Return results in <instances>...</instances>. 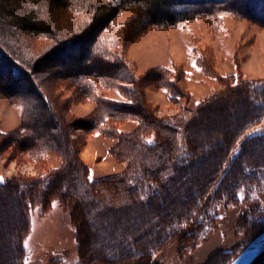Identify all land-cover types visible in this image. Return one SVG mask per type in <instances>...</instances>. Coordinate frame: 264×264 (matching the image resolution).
Returning a JSON list of instances; mask_svg holds the SVG:
<instances>
[{
	"label": "trees",
	"instance_id": "obj_1",
	"mask_svg": "<svg viewBox=\"0 0 264 264\" xmlns=\"http://www.w3.org/2000/svg\"><path fill=\"white\" fill-rule=\"evenodd\" d=\"M73 1L49 0L54 10H65ZM101 1L103 7L95 8L93 14L80 12L82 25L64 34L62 28L46 27L32 16H17L18 8L25 3L38 4L39 0H11L10 8L0 0L1 21L14 19L23 33L56 36L54 44L40 56L25 57L19 47L8 48L2 42L5 26L0 21V92L11 101L21 96L30 101L22 102L19 130H0V146L26 150L25 144L32 143L39 148L38 159H47L52 153L62 158V164L51 169L44 180L13 178L0 182V234L6 236L0 242V264H19L29 228L31 199L45 185L44 210L56 200L71 210L79 252L86 263L95 255L97 264H152L154 252L175 241L182 247L200 241L207 229L216 226L214 208L225 198L237 203L240 189L264 172V134L245 135L264 119V81H226L229 93L199 103L191 117L157 123L136 84L156 83L152 76L161 70L142 78L133 75L135 64L127 59L125 43L121 42L124 38L127 41L128 33L120 35L118 29L111 28L125 10L140 15L138 21L131 22L140 33L181 26L201 16L220 20L231 15L264 27V0ZM54 65L59 74L69 75L67 80L95 101L98 109L104 106V114L92 118L89 124L95 123L93 132L118 138L119 153L115 156L136 149L132 170L90 180V168L71 146L58 106L38 76L44 73L41 67ZM167 83L164 88L173 99L170 84L174 81ZM113 87L126 102L107 98ZM228 100L233 102V115L227 111ZM127 115L141 117L135 132L126 134L109 124L113 118ZM152 132L156 141L149 144L146 139ZM120 193L123 203L118 198ZM243 220L242 227L255 234L251 239L264 232V222L251 225L249 216ZM95 236H99L97 244ZM232 254H218L210 264H229L227 259ZM252 264H264V253Z\"/></svg>",
	"mask_w": 264,
	"mask_h": 264
},
{
	"label": "rangeland",
	"instance_id": "obj_2",
	"mask_svg": "<svg viewBox=\"0 0 264 264\" xmlns=\"http://www.w3.org/2000/svg\"><path fill=\"white\" fill-rule=\"evenodd\" d=\"M4 1L10 8L11 0ZM102 5L101 0H76L65 10H54L49 0H39L38 4L25 3L22 8H18L17 16H32L46 27L52 26L57 30L62 28V32L66 34L82 25L84 17L81 13L93 14ZM95 8L97 10L93 11ZM133 19L138 21L140 15L133 10H125L114 19L111 28L118 29L120 35L128 33L127 41L124 38L121 42L125 43L127 59L135 64L131 70L133 75L142 78L153 70H161L152 76L156 83L136 84L139 92L143 93L148 111L157 123L165 124L185 116L191 117L192 110L199 103L229 93L230 86L226 81H264V27L250 20L231 15H225L220 20L201 16L181 26L150 29L140 33L138 27L132 26ZM1 25L5 26L2 42L6 46L19 47L25 57L40 56L56 39L54 34L49 35V38L23 33L14 19L1 21ZM49 67H41L40 70L44 73H39L38 76L58 106L71 146L77 151L80 160L90 168V180L118 176L132 170L135 166L133 157L135 160L136 149L124 155L118 154V158L114 154L119 153L118 138L92 131L91 126L95 123L89 124V121L104 114V106L98 109L95 101L86 98L85 93L72 80H67L69 75L59 74L55 65ZM166 72H170V75ZM167 81H174L170 84L175 96L173 99L171 92L164 88L168 85ZM181 92L183 94L180 96ZM106 95L110 100L127 101L117 87L111 88ZM21 97L11 101L0 92V130L3 133L21 128L22 104L30 102L25 96ZM227 106L228 113L233 115L232 100H228ZM141 122L140 115H127L113 118L109 124L130 134L139 128ZM145 132L148 133L146 130ZM250 134H264V119L245 133ZM155 139L156 135L152 132L146 141L154 144ZM25 145L26 150L18 147L2 149L0 146L1 181L13 178L33 182L44 180L51 169L62 164V158L57 154L52 153L44 160L38 159V146L32 143ZM40 188V192L31 199L29 228L19 264H97L99 261L95 260V255L89 258L90 263L81 259L77 228L71 210L58 200L44 210L43 196L47 187L45 185ZM118 198L123 203L124 195L120 193ZM213 216L216 218V226L207 229L200 241L186 247L175 241L163 250L155 251L152 264H210L218 254L233 252L232 257L227 259L231 264L257 237L251 239L255 234L242 227L245 223L243 219L249 216L251 225L264 222V172L257 174L255 182L240 189L237 203L229 198L221 201L214 208ZM94 225L96 227L97 223ZM88 226L93 229L89 224ZM5 238L3 233L0 234V242ZM96 239L94 244L98 243L99 236Z\"/></svg>",
	"mask_w": 264,
	"mask_h": 264
},
{
	"label": "water",
	"instance_id": "obj_3",
	"mask_svg": "<svg viewBox=\"0 0 264 264\" xmlns=\"http://www.w3.org/2000/svg\"><path fill=\"white\" fill-rule=\"evenodd\" d=\"M264 253V232L254 238L231 264H252Z\"/></svg>",
	"mask_w": 264,
	"mask_h": 264
},
{
	"label": "snow or ice",
	"instance_id": "obj_4",
	"mask_svg": "<svg viewBox=\"0 0 264 264\" xmlns=\"http://www.w3.org/2000/svg\"><path fill=\"white\" fill-rule=\"evenodd\" d=\"M0 182H2V181H0Z\"/></svg>",
	"mask_w": 264,
	"mask_h": 264
}]
</instances>
